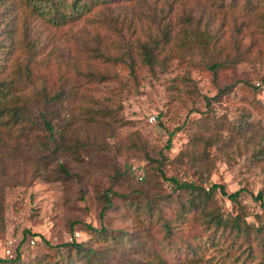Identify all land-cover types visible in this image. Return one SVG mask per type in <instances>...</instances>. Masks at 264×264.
<instances>
[{
  "label": "rangeland",
  "instance_id": "374dc122",
  "mask_svg": "<svg viewBox=\"0 0 264 264\" xmlns=\"http://www.w3.org/2000/svg\"><path fill=\"white\" fill-rule=\"evenodd\" d=\"M211 3L221 8L208 7L207 0H117L56 29L38 19L24 23L0 0L6 71L22 56L17 43L27 55L21 60L43 51L52 69L47 98L31 110L29 134L7 131L11 138L0 139L1 258L19 254L20 264L43 257L48 264H188L184 248L174 258L160 245L164 232L158 218L175 219L182 205L162 175L197 184L192 158L205 141L211 143L206 151L213 163L208 186L222 185L228 194L242 190L238 204L219 194L214 201L232 216L244 213L246 223H264L254 200L262 192L264 201V155L255 159L264 143V41L256 27L237 33L234 17L224 20L234 15L250 22L249 15L237 14L232 0ZM198 26L222 37L221 53L189 51L180 44L182 30ZM152 39L168 43L154 52L158 62L149 69L140 56ZM109 56L111 62H105ZM214 63L220 67L213 72ZM57 92L62 99L51 101ZM71 97V103L64 101ZM68 105L109 106L117 109V118L74 110L71 120ZM40 111L52 116L55 139L42 128ZM242 118L250 126L237 137L229 127ZM167 194L176 200L173 206L166 204ZM156 205L157 212L150 211ZM185 224L171 242L184 246L194 234L212 237L196 220ZM102 235L111 240L105 243ZM71 243L83 244L87 253L78 255ZM219 246L206 253L203 264L223 261Z\"/></svg>",
  "mask_w": 264,
  "mask_h": 264
},
{
  "label": "trees",
  "instance_id": "16d2710c",
  "mask_svg": "<svg viewBox=\"0 0 264 264\" xmlns=\"http://www.w3.org/2000/svg\"><path fill=\"white\" fill-rule=\"evenodd\" d=\"M115 1L117 0H2L3 3H9L11 8L19 12L20 17L18 18L22 19L24 23L33 22L34 19H38L49 27L56 29L78 22L99 7L107 6L115 3ZM118 1L129 2L132 0ZM177 1L185 2L186 0ZM232 1L237 4V14L242 13L249 15L250 22L246 21L244 17L239 18L234 15L229 18L225 17L224 20L228 21L234 17L233 21L237 33L250 29L252 26L256 27L257 30H261L259 36L264 41V0ZM207 2H210L208 7L216 11L221 8L217 5H213L211 0H207ZM254 35L255 33H253V36ZM221 38L220 35L213 33L210 29L205 30L198 26L196 29L194 27L188 30L183 29L180 44L189 51L204 50L205 52L221 53L217 50ZM152 41L153 43L151 45L147 43L144 44L143 53L140 56L142 61L140 64H143L142 66L148 67L149 69L158 62V54H154V52H159L164 48L165 44L168 43V41L161 43L160 39H152ZM3 46L4 45L0 43V139L10 137V133L11 135H17L19 137L22 131H25L24 134L26 135L29 134L30 128L34 126L32 121L33 112H31V110L34 105L38 104V101L47 98L48 87L46 80H48L52 72L51 66H49L50 63L46 62L48 57L43 51L40 52L35 50L36 52L32 57H29L30 59L28 62L21 60L27 57V55L26 51H24V47L22 48V44L19 43L16 44V47L18 53H21L22 56L18 57L19 60H16L12 64L9 71H6L7 64L4 58V52L6 51H4L5 49L3 48L5 47ZM98 56L105 58L101 53H99ZM110 58V56L107 57L105 62H111ZM118 62V59L114 61V63ZM218 67H220V64L214 63L209 68L214 72L215 68ZM23 81L24 84L22 83ZM62 96V93L57 92L53 96H50V100L57 102L62 99ZM65 100L69 104L75 99L71 97L69 99H64V101ZM111 103H113V101H111ZM74 110L82 111L84 114L92 116V118L97 117L101 120L117 118V109L113 110L109 108V106L95 109L89 107L72 109L68 105L67 113L70 114L69 117L71 120H74L73 114L76 115L78 113L76 111L74 112ZM38 116L42 123V128L48 131L51 138L55 139L53 134L54 128L51 124L52 116L45 111H40ZM249 126L250 123L247 119L242 118L237 121V125L234 124L229 127V130L236 132L237 137H242L247 134ZM7 131H10V133L8 134ZM202 142L201 140L200 143ZM215 142H218V138L215 139ZM18 143L20 142H14V150L20 147ZM170 144L171 141L169 140L168 146H170ZM210 144L205 141L203 151L192 158L198 175L197 184L179 181L173 177L167 178L162 175L164 179L170 182L172 193L177 194L178 202L180 201L182 205L175 219L165 221L162 217L158 218L159 221L162 222L161 228L164 232V239L160 241V245L165 244L166 249L169 250V253H173L172 255L174 258H178L176 254L181 252L184 248V261L188 264H203L206 253L210 251L211 248H216L219 245V248L225 251V254L221 257L223 261H220L219 264H264V223H259L256 226L246 223V215L244 213L242 215L232 216L226 213L225 210L214 201V198L219 194L229 201L238 204V197L242 193V190L228 194L222 185L211 184L208 186L213 168V163L208 159V152L206 151ZM261 147L263 149L260 150L259 155H255L256 160H261V156L264 155V143L263 145L260 144V148ZM62 172L67 175L63 169ZM171 196V194H167L165 199L167 200V205L173 206L176 200L172 199ZM254 200L260 203L262 214H264L262 192H259L258 195L254 197ZM107 201L109 206V199ZM157 205L154 206L155 209L150 207V211L155 210L157 212ZM262 216L257 217L259 222ZM192 219L200 222V225L204 226L206 232L210 233L212 237H208L209 240H205L201 238L203 234H194L191 236V238H193L192 241L189 240L184 246L174 241L171 242L170 239H172V236L176 234V232H179V226L183 225L185 227L187 225L185 223H189ZM87 228L91 229V231L93 230L91 227L87 226ZM211 229L213 232L208 231ZM24 232L31 235L30 231ZM226 234L228 235V239L223 238ZM102 238L105 243L111 240L107 235ZM216 238L219 240L215 241L214 239ZM211 240L213 243H211ZM203 241L204 243H202ZM207 242H210V245ZM70 246L75 249L76 253L80 256L81 254L85 255L87 253V251L84 252V245L81 243H71ZM232 250H234L235 253L237 252L236 256L230 253ZM154 256L159 263H163L162 260H159L158 254ZM45 261L43 257L31 264H48ZM19 262V254L16 255L15 259L11 260L0 257V264H20ZM77 263L78 261L72 262L69 260V263L66 264Z\"/></svg>",
  "mask_w": 264,
  "mask_h": 264
},
{
  "label": "built area",
  "instance_id": "2783aa9c",
  "mask_svg": "<svg viewBox=\"0 0 264 264\" xmlns=\"http://www.w3.org/2000/svg\"><path fill=\"white\" fill-rule=\"evenodd\" d=\"M76 237H77V234H76Z\"/></svg>",
  "mask_w": 264,
  "mask_h": 264
}]
</instances>
